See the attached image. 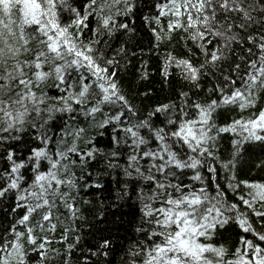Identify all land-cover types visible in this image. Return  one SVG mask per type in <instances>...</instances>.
I'll return each mask as SVG.
<instances>
[{"label":"snow or ice","instance_id":"1","mask_svg":"<svg viewBox=\"0 0 264 264\" xmlns=\"http://www.w3.org/2000/svg\"><path fill=\"white\" fill-rule=\"evenodd\" d=\"M116 254L264 264V0H0V264Z\"/></svg>","mask_w":264,"mask_h":264},{"label":"trees","instance_id":"2","mask_svg":"<svg viewBox=\"0 0 264 264\" xmlns=\"http://www.w3.org/2000/svg\"><path fill=\"white\" fill-rule=\"evenodd\" d=\"M144 59H148V56L146 55L144 57ZM155 65H156V61L152 60L150 61V71H154L155 70ZM156 80H159V77H156ZM160 85L159 83L156 84V88H159ZM245 115H248V113H245ZM240 178H255V179H259V176L257 175L256 171L253 169L251 172H245L244 175H242ZM119 260V254H116V257L113 261V264H116V262Z\"/></svg>","mask_w":264,"mask_h":264}]
</instances>
